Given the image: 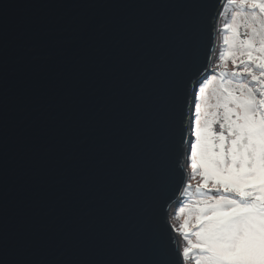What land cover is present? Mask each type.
<instances>
[{
	"label": "water",
	"instance_id": "obj_1",
	"mask_svg": "<svg viewBox=\"0 0 264 264\" xmlns=\"http://www.w3.org/2000/svg\"><path fill=\"white\" fill-rule=\"evenodd\" d=\"M228 0H0V264H185L169 217Z\"/></svg>",
	"mask_w": 264,
	"mask_h": 264
},
{
	"label": "snow or ice",
	"instance_id": "obj_2",
	"mask_svg": "<svg viewBox=\"0 0 264 264\" xmlns=\"http://www.w3.org/2000/svg\"><path fill=\"white\" fill-rule=\"evenodd\" d=\"M228 3L238 10L225 26L229 50L220 59L230 57L235 70L221 71L219 80L212 74L211 95L199 89L191 146V167L202 170L201 187L211 185L215 194L201 191L188 205L194 223L182 226L183 257L194 253L196 264H264V0Z\"/></svg>",
	"mask_w": 264,
	"mask_h": 264
},
{
	"label": "trees",
	"instance_id": "obj_3",
	"mask_svg": "<svg viewBox=\"0 0 264 264\" xmlns=\"http://www.w3.org/2000/svg\"><path fill=\"white\" fill-rule=\"evenodd\" d=\"M237 10L238 9L234 5H230L229 3H227V8L223 12V16H222L221 23H220V29H219L218 46H217V50H216V54H215V58H214L215 65L213 64L214 66H212L210 72L207 75V78L204 80V82L200 86V88H202V87L207 88V93H206L207 95H211L213 88L215 87L214 84L212 85V87H208L210 81H212V74H215L216 79L219 80L221 71L231 72V71L235 70V65H233L230 57H226L224 61H221L220 57L222 55H224L229 50V46L225 45V43H224V38L226 35L231 36V31L230 30L226 31L225 26L227 24L231 23V17L233 15L234 11H237ZM239 31L241 33H243L244 28L241 27L239 29ZM241 38H244V37L242 36ZM225 64L227 65V68H224ZM200 103H202V101L200 99V93H198V99L196 100V104H200ZM193 127L195 128V122H194ZM215 130L217 132L220 131L218 125L215 126ZM195 142L196 141H195V135H194L192 138L191 144L194 145ZM189 163L191 166V163H192L191 151L189 154ZM190 168H191L190 176H191L192 183L191 184L189 183V186H188L189 189L187 188L188 191L186 190L182 202L177 207H175V210L178 207H181L182 204H184L186 199L189 200V202L187 203V205L185 207H183L185 209L184 212L178 211V212H176L177 214L172 213L173 215L171 217V222H172V225L174 226L173 231H174L175 235L177 233L178 236L180 237V241H182L181 247L183 250L185 247L188 246V244H187V239L185 236V231H184V228L182 226L185 223V221H188V223H189V220H192L189 218L188 205L191 204L194 200H196L199 197L201 191L208 192L210 195L215 194V190L211 188V185H210L209 189H203L201 187V185L203 184L202 170L194 171L192 169V167H190ZM189 226L191 228L190 224H189ZM191 231H194V229H191ZM191 231L188 232L187 236H188V238L194 239L191 236ZM190 256L192 258L186 260L187 264H196L195 254L190 253Z\"/></svg>",
	"mask_w": 264,
	"mask_h": 264
},
{
	"label": "rangeland",
	"instance_id": "obj_4",
	"mask_svg": "<svg viewBox=\"0 0 264 264\" xmlns=\"http://www.w3.org/2000/svg\"><path fill=\"white\" fill-rule=\"evenodd\" d=\"M227 8V7H226ZM222 16H223V14H222ZM221 19H222V17H221ZM221 19H220V22H219V29H220V23H221ZM219 37V36H218ZM214 65H215V62L213 63ZM214 65H212V66H214ZM194 112H195V110H194ZM194 122H195V119H194V121H193V124H192V134H193V136L195 135V128L193 127L194 126ZM192 136V137H193ZM191 146H192V144H191ZM191 166H189V168H188V173H189V179H190V184L192 183V181H191V176H190V171H191V168H190ZM189 186V185H188ZM188 188V187H187ZM189 189V188H188ZM188 189H187V191H188ZM189 202V200H185V202H184V204H182V206L181 207H178L176 210H175V208L173 207V209H172V211H171V214H170V217H169V221H170V224H171V227H172V229L174 228V226L172 225V222H171V217H172V213H174V214H177L176 212H178V211H181V209L183 208V207H185L186 205H187V203ZM184 209V208H183ZM192 223H194V219H192V220H189V224L190 225H192ZM174 232V231H173ZM176 237H177V239L179 240V243H180V247H181V241H180V237L178 236V234L176 233ZM181 256L183 257V249H182V247H181ZM183 259H184V257H183ZM184 261H185V264H187V262H186V260L184 259Z\"/></svg>",
	"mask_w": 264,
	"mask_h": 264
},
{
	"label": "clouds",
	"instance_id": "obj_5",
	"mask_svg": "<svg viewBox=\"0 0 264 264\" xmlns=\"http://www.w3.org/2000/svg\"><path fill=\"white\" fill-rule=\"evenodd\" d=\"M200 86H201V85H200ZM195 105H196V101H195ZM194 113H195V112H194ZM194 119H195V117H194ZM191 132H192V126H191ZM192 136H193V134H192ZM192 138H193V137H191V142H192ZM189 166H190V165H189ZM189 183H190V179H189ZM183 198H184V197H183ZM183 198H182V200H183ZM182 200H181V202H182ZM181 202H180V203H181ZM180 203H179V204H180ZM179 204H177L175 207H177ZM175 207H174V208H175ZM181 242H182V241H181Z\"/></svg>",
	"mask_w": 264,
	"mask_h": 264
},
{
	"label": "bare ground",
	"instance_id": "obj_6",
	"mask_svg": "<svg viewBox=\"0 0 264 264\" xmlns=\"http://www.w3.org/2000/svg\"><path fill=\"white\" fill-rule=\"evenodd\" d=\"M178 240V239H177ZM178 244H179V247H180V243H179V240H178ZM180 250H181V247H180ZM180 256H181V252H180ZM181 258H182V256H181Z\"/></svg>",
	"mask_w": 264,
	"mask_h": 264
}]
</instances>
